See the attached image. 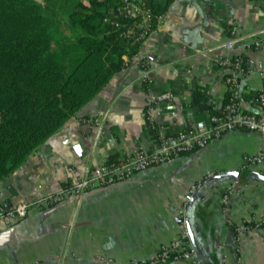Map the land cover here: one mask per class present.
I'll return each mask as SVG.
<instances>
[{"label": "crops", "instance_id": "1", "mask_svg": "<svg viewBox=\"0 0 264 264\" xmlns=\"http://www.w3.org/2000/svg\"><path fill=\"white\" fill-rule=\"evenodd\" d=\"M104 1V0H100ZM164 7L160 27L141 46L139 59L124 58V69L102 92L0 182V203L32 205L28 217L0 237V264H130L158 257L161 246L180 232L177 212L191 186L203 181L189 218L210 264H258L264 241L235 227L254 211L264 214V169L243 170V162L264 146V137L238 130L205 149L136 174L130 180L86 193L54 207L37 206L73 182L74 172L102 166L138 148L151 151L157 136L146 121L150 95L171 91L175 104L190 106L160 120L164 135L187 130L189 111L201 126L210 110L226 102L224 73L215 50L238 26L242 34L264 30V0H155ZM249 56L264 62L263 52ZM242 85L260 88L257 77ZM194 87L204 113H193ZM250 96H245L248 99ZM249 110V106H245ZM169 108V107H168ZM166 109L169 111V109ZM106 114L102 135L90 121ZM239 172L241 179L230 174ZM210 174L213 177L208 178ZM236 183L229 206L222 198ZM168 264H193L171 261ZM264 264V260L262 262Z\"/></svg>", "mask_w": 264, "mask_h": 264}, {"label": "trees", "instance_id": "2", "mask_svg": "<svg viewBox=\"0 0 264 264\" xmlns=\"http://www.w3.org/2000/svg\"><path fill=\"white\" fill-rule=\"evenodd\" d=\"M122 2L78 0L66 35L58 14L36 0H0V182L102 92L124 57L139 54L103 23ZM151 7L156 16L165 10L155 0ZM187 223L191 232L189 214Z\"/></svg>", "mask_w": 264, "mask_h": 264}, {"label": "built area", "instance_id": "3", "mask_svg": "<svg viewBox=\"0 0 264 264\" xmlns=\"http://www.w3.org/2000/svg\"><path fill=\"white\" fill-rule=\"evenodd\" d=\"M151 2L152 0H136L133 4L131 0H123L121 6L114 10L115 19L105 18L103 23L110 24L119 32L121 39L141 46L157 31L163 20V15H154ZM215 50H224L230 54L218 59V66L224 73L226 102L221 108L213 109L214 113L209 114L207 122L201 126L189 111L187 130L175 135H164L160 120L165 115L174 117L177 112L190 107L175 104L171 91L150 95L145 114L149 129L157 136L158 142L153 150L138 148L133 154L123 153L117 159L109 160L83 174L76 171L73 173L76 176L73 182L67 184L60 193L39 200L36 205L51 208L69 200L80 201L86 193L126 182L150 168L169 163L184 154L203 150L211 142L234 131L244 130L264 137V62L248 55L250 52L264 51V30L242 34L238 26H233L229 30L227 42ZM133 59L140 61L144 67L149 65L147 60L139 59V54ZM253 77L261 81L260 88L242 85L243 80ZM247 94L250 96L248 99L245 98ZM106 119V114H100L89 125L103 135ZM251 168L264 169V146L255 156L244 159L242 169L245 171ZM211 177L213 174L208 176ZM202 183L203 181L191 186L183 198L177 212L180 228L178 237L170 244L161 246L156 259L148 262L133 261L130 264H168L180 260L200 264L191 242L187 220L190 204ZM236 190L237 185L234 183L222 198L224 206L230 205ZM31 208L32 205L24 201L16 205L0 203V236L24 221ZM235 231L237 241L246 235L264 241V214L254 211L249 220L235 227Z\"/></svg>", "mask_w": 264, "mask_h": 264}, {"label": "rangeland", "instance_id": "4", "mask_svg": "<svg viewBox=\"0 0 264 264\" xmlns=\"http://www.w3.org/2000/svg\"><path fill=\"white\" fill-rule=\"evenodd\" d=\"M50 8V10L58 14L63 25L66 35L70 34L69 26L71 25L70 14L77 7L78 0H36Z\"/></svg>", "mask_w": 264, "mask_h": 264}, {"label": "water", "instance_id": "5", "mask_svg": "<svg viewBox=\"0 0 264 264\" xmlns=\"http://www.w3.org/2000/svg\"><path fill=\"white\" fill-rule=\"evenodd\" d=\"M133 4L136 3V0H131ZM194 95H193V98H192V104H193V113L197 114V113H204L205 111L208 110V106L207 105H202L201 104V99L197 93V87H194ZM233 178L235 179H241V174L239 172H233L232 174H230ZM260 180L264 181V176H260ZM75 201V200H74ZM191 233V242H192V245L194 246V248L196 250H200L199 247H198V244H197V240L194 236V234L192 233V231L190 232ZM3 235V234H2ZM2 235L0 237H2ZM264 260V247H263V250L260 254V258H259V262L258 264H262Z\"/></svg>", "mask_w": 264, "mask_h": 264}]
</instances>
